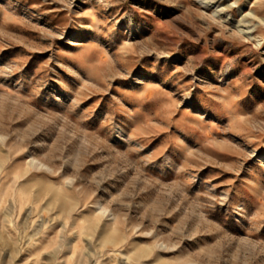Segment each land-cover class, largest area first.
<instances>
[{"label":"rangeland","instance_id":"rangeland-1","mask_svg":"<svg viewBox=\"0 0 264 264\" xmlns=\"http://www.w3.org/2000/svg\"><path fill=\"white\" fill-rule=\"evenodd\" d=\"M0 264H264V0H0Z\"/></svg>","mask_w":264,"mask_h":264}]
</instances>
